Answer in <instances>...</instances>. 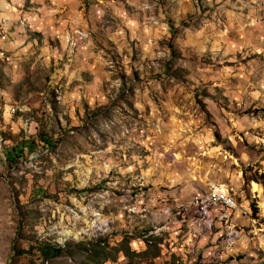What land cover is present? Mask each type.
Masks as SVG:
<instances>
[{"label":"rangeland","instance_id":"obj_1","mask_svg":"<svg viewBox=\"0 0 264 264\" xmlns=\"http://www.w3.org/2000/svg\"><path fill=\"white\" fill-rule=\"evenodd\" d=\"M261 200L264 0H0V264H264Z\"/></svg>","mask_w":264,"mask_h":264},{"label":"built area","instance_id":"obj_2","mask_svg":"<svg viewBox=\"0 0 264 264\" xmlns=\"http://www.w3.org/2000/svg\"><path fill=\"white\" fill-rule=\"evenodd\" d=\"M206 204H216V211H206ZM185 220H191L193 230H198L204 224H228L236 209V203L227 194L218 190L204 193V201H196V195L184 202L177 204ZM164 215H169L167 207L164 208ZM232 243L239 237V231L233 229L228 232Z\"/></svg>","mask_w":264,"mask_h":264},{"label":"trees","instance_id":"obj_3","mask_svg":"<svg viewBox=\"0 0 264 264\" xmlns=\"http://www.w3.org/2000/svg\"><path fill=\"white\" fill-rule=\"evenodd\" d=\"M66 249H67L66 247H63L62 245H59V244L56 246H53L51 244L42 243V242L36 246H32L29 250L19 249L15 246V250L19 251V257L26 255V254L27 255L33 254V252H37L38 254L41 255L42 258H44V260L48 262L50 260H54L55 258L63 256ZM126 254L127 255L130 254L129 249L126 250Z\"/></svg>","mask_w":264,"mask_h":264},{"label":"bare ground","instance_id":"obj_4","mask_svg":"<svg viewBox=\"0 0 264 264\" xmlns=\"http://www.w3.org/2000/svg\"><path fill=\"white\" fill-rule=\"evenodd\" d=\"M252 188H253V191L258 193L257 195L262 198V192H263L262 186L254 182L253 185H252ZM216 190L221 191L224 194H227V193L223 192V190H220V188H218V187H217ZM196 201H204V196L198 197L196 199ZM260 205L262 207V211H263V214H264V200H261ZM167 210H169V209H167ZM206 211H216V204H206ZM181 213L182 212L180 210L178 212V214H181ZM214 226H216V225L215 224H204L200 228H203V230H208L209 231V230H212ZM204 228H207V229H204ZM228 241L232 242L231 239H228Z\"/></svg>","mask_w":264,"mask_h":264},{"label":"crops","instance_id":"obj_5","mask_svg":"<svg viewBox=\"0 0 264 264\" xmlns=\"http://www.w3.org/2000/svg\"><path fill=\"white\" fill-rule=\"evenodd\" d=\"M187 221H189V220H187ZM190 224H191V221H190ZM191 226H192V230H193V225L191 224Z\"/></svg>","mask_w":264,"mask_h":264}]
</instances>
